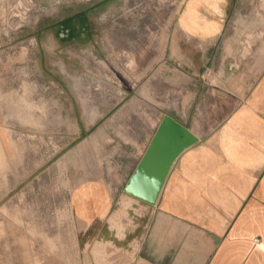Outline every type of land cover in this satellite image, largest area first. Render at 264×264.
Instances as JSON below:
<instances>
[{
    "label": "rangeland",
    "instance_id": "374dc122",
    "mask_svg": "<svg viewBox=\"0 0 264 264\" xmlns=\"http://www.w3.org/2000/svg\"><path fill=\"white\" fill-rule=\"evenodd\" d=\"M181 1L0 0V264H108L124 250L93 188L126 193L168 115Z\"/></svg>",
    "mask_w": 264,
    "mask_h": 264
},
{
    "label": "crops",
    "instance_id": "0c3cea01",
    "mask_svg": "<svg viewBox=\"0 0 264 264\" xmlns=\"http://www.w3.org/2000/svg\"><path fill=\"white\" fill-rule=\"evenodd\" d=\"M262 14L264 0L176 7L168 44L181 80L159 112L194 139L172 161L152 204L93 188L108 192V231L124 239L108 264H264Z\"/></svg>",
    "mask_w": 264,
    "mask_h": 264
},
{
    "label": "water",
    "instance_id": "95a60500",
    "mask_svg": "<svg viewBox=\"0 0 264 264\" xmlns=\"http://www.w3.org/2000/svg\"><path fill=\"white\" fill-rule=\"evenodd\" d=\"M193 139L187 129L164 115L124 191L146 203H154L173 159Z\"/></svg>",
    "mask_w": 264,
    "mask_h": 264
}]
</instances>
